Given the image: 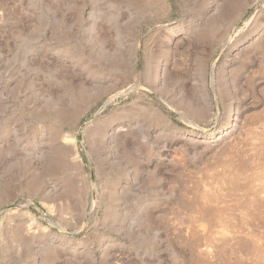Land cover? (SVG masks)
<instances>
[{
	"label": "rangeland",
	"instance_id": "374dc122",
	"mask_svg": "<svg viewBox=\"0 0 264 264\" xmlns=\"http://www.w3.org/2000/svg\"><path fill=\"white\" fill-rule=\"evenodd\" d=\"M0 264H264V0H0Z\"/></svg>",
	"mask_w": 264,
	"mask_h": 264
}]
</instances>
